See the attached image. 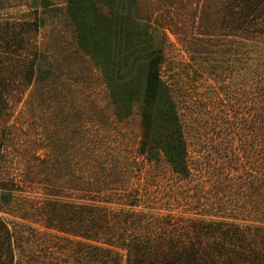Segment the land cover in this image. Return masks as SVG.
<instances>
[{
	"label": "trees",
	"instance_id": "16d2710c",
	"mask_svg": "<svg viewBox=\"0 0 264 264\" xmlns=\"http://www.w3.org/2000/svg\"><path fill=\"white\" fill-rule=\"evenodd\" d=\"M134 1L0 0V168L9 149L30 143L15 128L22 97H35L41 87L37 97L49 100L54 53L67 49L68 42L59 29H70L74 51L90 56L121 47L131 34L147 42L140 22L130 20L129 13L123 16ZM193 15L197 24L187 43L189 60L224 69L232 87L227 107L212 121L217 140L211 167H204L192 149L201 143L200 131L190 128L165 97L157 50L148 56L142 81L140 162L131 167L136 183L111 174L87 141L81 148V176L72 180L74 188H82L83 202H63L58 195L47 200L51 230L38 234L32 245L41 249L40 259L35 254L16 259V251L24 252L23 243L27 250L31 244L0 218V264H264V0H196ZM107 85L113 107L123 116L133 97H118L121 91ZM201 121L206 122L197 117L190 124L201 129ZM159 137L162 147L156 144ZM33 158L47 167L46 160ZM148 161L166 163L180 181L198 183V194L211 192L210 200L195 209L198 198L189 193L183 199L176 191L181 206L194 207L199 216L161 211L168 205H161L158 194L144 191L140 181ZM25 172L32 176L33 168ZM23 177L16 181L35 184L34 178ZM0 191L3 200L5 189ZM58 242L68 245L59 248Z\"/></svg>",
	"mask_w": 264,
	"mask_h": 264
},
{
	"label": "rangeland",
	"instance_id": "374dc122",
	"mask_svg": "<svg viewBox=\"0 0 264 264\" xmlns=\"http://www.w3.org/2000/svg\"><path fill=\"white\" fill-rule=\"evenodd\" d=\"M195 2L135 0L132 9L125 11L123 16L128 17L129 13L130 20L140 22L145 28L147 42L131 34L121 47L111 51L101 50L91 56L74 51L69 41L71 30L59 29L68 42L67 49L54 53L56 69L49 86V100L37 97L41 87H36L35 97H22L19 104L21 111L14 116L15 128L29 137L30 143L26 142L24 147L28 148L24 150L20 145L9 149L8 160H4L0 168V189H5L3 200H0V218L9 230L23 237V242L31 244L30 250L23 243L24 252H15L17 260L33 257V254L36 259L41 258L37 253L41 249L33 247V242L36 243L38 234L51 230L47 227L50 222L47 200L58 195L63 202H83L82 188H74L72 180L81 176V148L87 147V141H91V146L101 153L104 168L111 169L114 176L122 174L119 180L123 183H136V173L131 167L140 162L137 152L141 140L142 81L148 56L157 50L161 53L157 70L165 97H170L180 117L183 114L187 118L190 128L200 131L201 143L196 144L198 148L192 149L204 167H211L216 159L217 140V129L213 128L212 121L216 114H220L219 110L227 107L225 101L232 87L224 69L217 70L189 60L187 43L196 35L197 23H194L193 17ZM109 82L112 83V90L116 93L121 91L118 97H133L128 109L120 113L123 116L117 114L111 103ZM197 117L206 121L204 125L201 121V129L195 124L199 123L197 120L190 124ZM161 125L165 123L161 122ZM161 139L164 141L163 137ZM156 144L162 147L160 137ZM24 151L28 153L25 158ZM36 155L46 160V168L40 160L33 158ZM159 155L162 160V153L159 152ZM149 163L145 164L140 181L144 191L158 194L161 205H168L169 208L160 206L161 211L184 218L199 216V210H191L194 207L181 206L182 200L176 197V191L182 197L192 193L198 198L195 209L200 202L210 200L211 192L198 194V183L180 181L166 163ZM154 164L157 165L156 172H153ZM29 166L33 168L32 176L25 172ZM24 175L34 178L35 184L23 186L17 182L25 178ZM206 175H211V170ZM201 179L204 181L207 178ZM166 201L167 204L164 203ZM54 245L61 248L68 243ZM51 249L45 248L43 253Z\"/></svg>",
	"mask_w": 264,
	"mask_h": 264
}]
</instances>
